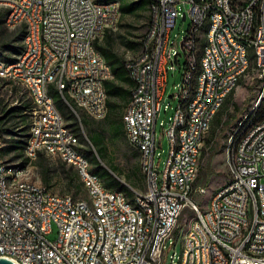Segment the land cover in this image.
<instances>
[{"label":"built area","instance_id":"built-area-1","mask_svg":"<svg viewBox=\"0 0 264 264\" xmlns=\"http://www.w3.org/2000/svg\"><path fill=\"white\" fill-rule=\"evenodd\" d=\"M11 1L14 12L10 23H33L28 40L30 54L9 67H2L0 59V72H16L32 82L37 97V107L31 111L35 117V144L38 139L52 141L56 155L76 159V167H81L97 191L95 206H99V214L92 216H99V226L84 229L81 206L71 195H57L46 186L42 191L31 189L15 203L0 198V254H28L31 264H145L146 250L154 245L147 244L148 228H157L156 244H163V252L155 260L165 264L175 240L180 239L182 225L178 222L191 208L196 224L184 240V253L177 255L174 251L171 264H264V118L249 124L257 125V132H249V126L241 130L244 140H237L235 166H227L231 168L232 187L214 191L215 201L208 212H201V203L195 198L196 194L203 195L204 185H196L200 173L192 175L196 139L208 136L207 121H213L217 101L227 86L237 85L238 72L246 65L239 39H250L257 45L260 73L255 79L259 93H264V8H254L256 0H234V5H227L226 0H154L142 49L155 45V62L133 59L127 63L131 79L137 80L132 106L127 111L128 137L138 138L141 164L148 168L150 180L149 189L138 191L148 208L149 222L143 232H136L138 212L132 210L129 201L99 187L97 175L85 172V165L74 155V146H69L61 129L59 113H54L50 90L40 95L44 78H57L66 95L62 74H69L77 90L98 106V113L90 117L102 120L104 94H99L97 74L111 75L104 72L98 56L90 53L85 37L97 33L100 23L113 26L114 32L121 9L117 4L96 6V0ZM185 4H189L188 9H184ZM159 8H166V18H159ZM179 18L182 23L190 19L181 40L174 33ZM251 26H258V35H251ZM197 34L210 38L206 55H197V47L201 46ZM37 37H44V45H37ZM183 55V81L172 95L176 104L165 106L173 113L162 124L164 132L158 139L157 121L168 82V65L176 69ZM197 60H205V68H197ZM190 91H197L198 99L189 100ZM182 109H189L192 125H184ZM172 135H179V144H172ZM165 137L169 153L160 170L163 152L157 150L163 149ZM108 198H117V206L108 207ZM151 203H158V218H151ZM245 204H252V212H245ZM54 224L58 236L51 240L48 235ZM244 224H253V231L244 232Z\"/></svg>","mask_w":264,"mask_h":264},{"label":"bare ground","instance_id":"bare-ground-1","mask_svg":"<svg viewBox=\"0 0 264 264\" xmlns=\"http://www.w3.org/2000/svg\"><path fill=\"white\" fill-rule=\"evenodd\" d=\"M149 12L151 15V11H154V0H150ZM4 5L6 7V23L10 28H16L18 26L24 25L26 29V34L23 40V49L20 53H18L14 60L11 62H7L3 60L0 55V59H2V67H9L13 65H17L19 61H22V58L25 57L26 54H30V46L28 43L30 35L33 34V23L28 20L14 21L10 23L13 17L14 12V3L11 0H3ZM227 5H234V0H226ZM118 5L121 9V2L118 0H96V6L99 7H111L114 5ZM254 8L263 9L264 8V0H256L254 1ZM122 13L119 12L116 16L114 31L117 30L118 25L120 23ZM159 18H166V8H159ZM112 31L113 26L107 25V23H100L97 28V33H90L88 37H85V44L89 45L90 53L95 54L99 58V63L101 66H104V72L109 73L111 78L105 74H97V84L99 87V94H104L103 99V113L102 119H104L108 114V93L106 88V83L108 80L113 79L114 75L112 72V67L106 60V58L102 55L100 50L97 47L98 43L106 36V33ZM251 35H258V26H251ZM204 40V43L202 42ZM197 41L200 47H197V55H206L208 53V47L210 46V38H207V34H197ZM37 45H44V37H37ZM239 46L242 52L244 53L245 67L242 69V72H238V81L237 85H229L227 86V91H225L224 96L221 97L217 101V105L215 107V113L213 116V121L216 118L217 113L223 107L226 102L228 96L237 88L240 84L243 76L249 71L251 67H253V71L255 76L258 77V73H260V62H258V50L257 45L251 44L250 39H239ZM136 60H147L148 62H155L156 59V46L155 45H147L145 49H141V52L134 58ZM130 61H133L130 60ZM129 70V66H127ZM197 68H205V60H197ZM129 74L131 77V70H129ZM0 78H5L10 80L13 83L19 84L24 87L29 95L31 100V110H30V125H29V135L27 136L25 142L24 153L27 159V163L25 162H13L8 163L5 162L0 157V198L6 199L8 203H15V201L23 200L24 197L27 196L28 190L35 189V191H42L45 186L33 181L29 178V169L32 162L37 158L40 151H45L47 154L56 155L54 153V144L52 141H46L45 139H38L37 144H35V117L31 116L32 107H37V97L34 95V86L32 82H29L28 79L23 78V75L17 74L16 72H0ZM133 81V89L137 90V80ZM62 86L66 89V95L61 91L60 86L58 85L57 78H44V85H40V95H47V89L55 90L59 96L61 97L63 103L68 107V109L81 121V113L85 114L87 117H90V114L98 113V106H95L88 98L83 96V93L80 90H77L76 84H73V80L70 79L69 74H62ZM69 102H68V100ZM198 99L197 91H190L189 100ZM264 100V93H259L258 101L253 109L246 115L245 119L241 120L239 126L235 130L234 134L231 137L232 139L236 137L237 140H244V132L241 130L245 127L249 126V132H257V125H249L254 122L253 118L257 111V108L260 102ZM50 102L53 105L54 113H59V121L61 125V129L65 131V137H68L69 146H74V155L79 157L83 164L85 165V172L89 175H97L92 170V163L90 159L82 152L81 148H83V144L81 142L80 137L77 133L68 125L65 116L58 109L52 92L50 94ZM70 103V104H69ZM74 107H72V106ZM132 106V95L128 107L125 112L124 124H125V132L129 143L138 150V138L136 137H128V123H127V111L129 107ZM77 110V111H76ZM182 121L184 125H192V117L189 114V109H182ZM213 121H207L206 126V135H208L209 131L212 128ZM206 137L204 139H196L195 144V156L194 163L195 166L192 167V175H199L201 170V161L203 154V145L206 141ZM2 138H4L2 136ZM237 140L233 147V150H228L227 155V166H235V147H237ZM35 144V145H34ZM172 144H179V135H172ZM4 146V142L0 143V151ZM230 148V147H229ZM61 159L66 161L67 163L73 165L77 170L78 176L82 181V185L86 191V197L74 198L71 196V199H76V205L81 206V216L80 223L83 224L85 230H92V226H99V216H92V214H99V206H95V199H97V191L93 188L91 182L87 180L82 172L81 167H76V159H71L70 156H60ZM2 161V162H1ZM144 167V171L148 174V168ZM229 175H231V168H228ZM98 186L105 187L106 192L114 193L115 196L121 197L123 201H129V204L132 210L138 212V219L135 224L136 232H143L145 230V225H148L149 215L148 208L143 198H140L139 193L133 195V199L131 200L126 191L115 190L108 188L102 178L98 176ZM148 189L150 187V180L148 175ZM225 187H232V179L229 180V183ZM48 188V187H47ZM207 187H203V195L207 194ZM57 194V193H55ZM61 195V194H57ZM215 201V194L213 195L210 205ZM117 206V198H108V207ZM209 209V208H208ZM208 209H204L201 206V212H208ZM245 212H252V204H245ZM151 218H158V203H151ZM196 224V216H193V219L190 221V227L187 235H184L183 243H182V253H184V240H188V237L191 235L192 226ZM253 231V224H244V232ZM178 240V239H177ZM158 241V233L157 228H148L147 232V244H154L152 247L146 250L145 264H159L157 262V258L163 252V244H156ZM0 258L9 259L15 264H31L30 260H28V254L22 253H3L0 254ZM249 264H263V262H249Z\"/></svg>","mask_w":264,"mask_h":264},{"label":"rangeland","instance_id":"rangeland-1","mask_svg":"<svg viewBox=\"0 0 264 264\" xmlns=\"http://www.w3.org/2000/svg\"><path fill=\"white\" fill-rule=\"evenodd\" d=\"M183 7L184 9H188L189 4H185ZM3 11H6V7L3 0H0V12ZM148 16V12L144 11L135 15L121 16V21L118 25V28L113 32L112 44H107L105 37L101 41V44L110 46L112 50L125 61L134 59L141 52L143 40L148 33ZM189 25L190 19H187L182 23V18H179L177 27L174 31V33L178 34L177 40H181V37L189 29ZM14 29L16 28H10L7 25L6 17L0 18V46L5 40V37H7L11 32L15 31ZM23 40L24 38L14 44L19 46L22 45L23 49ZM1 51L2 48H0V53ZM3 53L7 56H12V54L8 52ZM15 57L16 55H14V58ZM3 60L5 59L3 58ZM170 66L171 64L168 65V82L166 84V91L164 100L162 102V110L157 121L158 139L163 135L164 132L162 124H166L169 120V117L173 113L172 109L166 110L165 106L170 102L173 105L176 104V102L172 99V95L178 91V84L183 81V72L186 66V56L183 55L180 57V65H176V69H172ZM252 68L253 67H251L249 71L243 76V80L238 85L234 98L235 102L233 100L234 103L224 104V107L221 108V121L214 136V140L211 143H208L207 138L210 136V130L203 145V157L201 161L202 166L196 185H204L207 187L208 192L205 195L196 194L195 198L201 203V206L204 209H208L210 207V202L214 195V191L218 188L225 187L229 183L230 179L229 170L227 168V155L229 149L231 151L233 150L237 140V137H234L232 139L233 143H231V137L239 126L240 121L245 119L246 115L253 109L258 101L259 82L255 79L257 77L255 76ZM21 99H29L27 90L21 85L13 83L8 79L0 78V105L7 106L9 108L18 105V102ZM30 110L31 108L29 109L28 113H30ZM85 117L87 116L81 113V121L78 119L82 129V135L79 137L83 147L88 149L95 148L97 150L98 146L93 147L91 144L93 131L102 130L107 132L104 134V143L102 144L106 148L105 157L101 159L103 166L111 170L113 167H117V170L113 172V175L120 182L128 186L129 190L132 192V199L136 192L138 193V191H145L148 189V174L146 171H144L145 169L141 164V155L137 149H135L129 143L125 131L123 133H115L113 121H94L91 120V117H88L91 118L88 119L89 124L83 125V119H85ZM21 134L22 135H19L17 138L26 142L27 136L29 135V127ZM3 137L4 146L0 151V157L8 163L17 161L27 163L24 151L20 157L16 156L15 152H8V147L11 140L8 134L4 133ZM162 139L163 149L158 148L157 150L158 152H163L160 170L164 169L163 162L167 159L169 153L168 138L165 137ZM217 150L220 152L212 156ZM159 158L160 157L157 156V161ZM62 162L63 159H61L58 155H51L47 154L45 151H40L37 158L30 165L29 178L48 187L54 193L61 195H71L76 199L85 198L86 191L82 185V181L77 176V170L75 168L71 170V168H69L70 165H68L66 169L62 168ZM134 169H139L142 175L141 182L139 183H134L131 179L132 171H134ZM70 176L76 179L72 181L69 179ZM193 215V210L188 208L181 216L178 222V225H182V229L180 230V239L175 240L174 248L169 252L165 264H171V256L173 255L174 251H176L177 255L182 253V243L184 239L183 236L187 235L188 233L190 221L193 219ZM57 236L58 227L56 224H54L53 232L48 235V238L55 240Z\"/></svg>","mask_w":264,"mask_h":264},{"label":"trees","instance_id":"trees-1","mask_svg":"<svg viewBox=\"0 0 264 264\" xmlns=\"http://www.w3.org/2000/svg\"><path fill=\"white\" fill-rule=\"evenodd\" d=\"M121 2V13L122 16L125 15H135L139 12H148V18H149V25L151 23V17L149 14V7H150V0H118ZM7 12L3 11L0 12V18H5ZM2 20V19H1ZM5 22V21H4ZM22 27L14 29L15 31L11 32L7 37H5V40L2 42V45L0 48H2V51L0 55L2 58H4L7 62L14 60V55H17L21 49L22 45H15L17 41H20L23 39L25 35V27L24 25H21ZM106 43L111 45L113 41V32L109 31L106 33L105 36ZM98 49L102 53V55L106 58L108 63L112 67L113 72V80L110 79L106 83L107 93H108V114L107 116L100 120V121H113L114 123V131L115 133H120L125 131V124L123 122L122 117V108L125 105H122L121 103L124 102H130L131 95H132V89H133V81L130 77L129 70L127 68L128 61H125L120 57L118 54H116L110 46L102 45L101 43L97 44ZM3 52H8L12 54V56H7ZM14 58V59H13ZM52 95L54 97L55 103L58 107V109L62 112V114L65 116V118L68 121V124L70 127L73 128V130L77 133L78 136H81V125L78 121V118L75 117V115L68 109V107L63 103L61 97L55 90H51ZM233 94V92H232ZM231 97V95H230ZM229 99V98H228ZM129 104V103H128ZM225 104H230L228 100H226ZM31 100L30 98L28 100L21 99L18 102V105L7 107L0 105V134L4 136L5 134H8L10 137V143L8 147V152H15L16 156L20 157L22 155V152L25 148V141L17 138L19 135H22L21 133L25 131L29 127L30 123V115L28 113L29 109L31 108ZM128 107V106H127ZM224 107V106H223ZM222 107V108H223ZM221 110L217 113L216 118L214 119L212 123V128L210 131V136L208 139V143H211L214 140V136L216 134V131L219 127V123L221 121ZM125 118V116H124ZM264 118V101H261L257 111L254 115V120H260ZM91 118L85 117L83 119V125L89 124V120ZM94 121H97L95 119H91ZM107 132L99 130V131H93L92 134V146H98V149L95 148H81L82 152L90 159L92 163V170L95 174L100 176L102 180L104 181L105 185L108 188L115 189V190H121L126 191L128 197L132 199V192L129 190L128 186L122 182H120L117 178L114 177L113 172L117 170V167H113L112 170L108 169L103 166L101 159L105 157V150L106 148L102 145L104 143V134ZM126 133V132H125ZM138 151V150H137ZM220 151L217 150L213 153L212 156L215 154H218ZM70 165L69 168L73 170L75 168L73 165L67 163L63 160L62 162V168L66 169ZM77 173V171H76ZM78 176V173H77ZM79 177V176H78ZM141 173L139 169H134L132 171V180L134 183L141 182ZM70 180H75L76 178L70 176ZM48 182V181H46Z\"/></svg>","mask_w":264,"mask_h":264},{"label":"crops","instance_id":"crops-1","mask_svg":"<svg viewBox=\"0 0 264 264\" xmlns=\"http://www.w3.org/2000/svg\"><path fill=\"white\" fill-rule=\"evenodd\" d=\"M203 43H204V40L202 41ZM111 80H113V79H111ZM243 80V79H242ZM241 80V81H242ZM110 81V80H109ZM237 88H238V86H237ZM237 88L233 91V94L231 93L230 95H231V97H230V95L228 96V98L229 99H227L228 100V102H230V103H234L235 102V93H236V90H237ZM108 99H109V97H108ZM233 100H234V102H233ZM128 103H129V101L128 102H126V104L124 103V102H122L121 104L122 105H125V106H123V108H122V117H123V122H124V116H125V112H126V108H127V106H128ZM225 104V103H224Z\"/></svg>","mask_w":264,"mask_h":264},{"label":"water","instance_id":"water-1","mask_svg":"<svg viewBox=\"0 0 264 264\" xmlns=\"http://www.w3.org/2000/svg\"><path fill=\"white\" fill-rule=\"evenodd\" d=\"M0 264H15L9 259L0 258Z\"/></svg>","mask_w":264,"mask_h":264}]
</instances>
